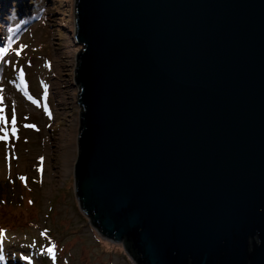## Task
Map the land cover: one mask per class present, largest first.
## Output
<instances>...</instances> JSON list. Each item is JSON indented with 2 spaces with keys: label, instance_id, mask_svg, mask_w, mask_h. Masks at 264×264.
Masks as SVG:
<instances>
[{
  "label": "water",
  "instance_id": "obj_1",
  "mask_svg": "<svg viewBox=\"0 0 264 264\" xmlns=\"http://www.w3.org/2000/svg\"><path fill=\"white\" fill-rule=\"evenodd\" d=\"M76 198L136 264H264V0H75Z\"/></svg>",
  "mask_w": 264,
  "mask_h": 264
},
{
  "label": "rangeland",
  "instance_id": "obj_2",
  "mask_svg": "<svg viewBox=\"0 0 264 264\" xmlns=\"http://www.w3.org/2000/svg\"><path fill=\"white\" fill-rule=\"evenodd\" d=\"M18 2L2 9L0 0V47L12 38L0 57V107L9 120L15 107L19 129V139L0 142V182L7 181L0 198V264H136L122 243L97 232L76 198L73 138L80 108L73 77L81 46L72 37L75 0Z\"/></svg>",
  "mask_w": 264,
  "mask_h": 264
},
{
  "label": "snow or ice",
  "instance_id": "obj_3",
  "mask_svg": "<svg viewBox=\"0 0 264 264\" xmlns=\"http://www.w3.org/2000/svg\"><path fill=\"white\" fill-rule=\"evenodd\" d=\"M12 31H13L12 28H8V32H12ZM11 39H12L11 37H7V40L9 41L8 46L0 47V57L6 56L9 53V50L11 47V44H10ZM24 47H26V46L22 45L16 51L17 56L20 55V52L23 51ZM20 79H21V83H23V80H24L23 71L20 72ZM0 91H2V90H0ZM2 103H3V97H0V104H2ZM9 124L11 125L10 128H9ZM25 127L35 128L36 126L33 124H27V125H25ZM18 131H19V129L17 128V119H16V113H15V107L12 108V115H11L10 120H9V117L6 115V109L4 107H0V133H2V135H0V142H9L10 138H12V137L19 139ZM40 163H43V157H41ZM40 171L42 172L43 169H40ZM20 179L22 181H24L25 183L27 182L26 177L21 176ZM29 203H32V201H29ZM48 252L52 253L53 248H49Z\"/></svg>",
  "mask_w": 264,
  "mask_h": 264
},
{
  "label": "bare ground",
  "instance_id": "obj_4",
  "mask_svg": "<svg viewBox=\"0 0 264 264\" xmlns=\"http://www.w3.org/2000/svg\"><path fill=\"white\" fill-rule=\"evenodd\" d=\"M6 1H8V2H6ZM9 3V0H5V3H1V7H2V9H5V5H7ZM17 4H19V2H18V0H17ZM1 22V21H0ZM77 136H78V129H77V131H76V133H75V136H74V138H73V140H74V142H75V146L77 147ZM68 160V156H67V158H66V161Z\"/></svg>",
  "mask_w": 264,
  "mask_h": 264
},
{
  "label": "trees",
  "instance_id": "obj_5",
  "mask_svg": "<svg viewBox=\"0 0 264 264\" xmlns=\"http://www.w3.org/2000/svg\"><path fill=\"white\" fill-rule=\"evenodd\" d=\"M5 183H7V181L6 182H0V198L3 196V195H5V192H6V189H5ZM7 185V184H6Z\"/></svg>",
  "mask_w": 264,
  "mask_h": 264
}]
</instances>
